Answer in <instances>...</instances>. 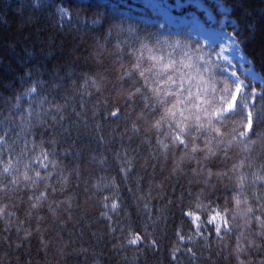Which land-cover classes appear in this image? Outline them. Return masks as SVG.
<instances>
[{
    "label": "trees",
    "instance_id": "1",
    "mask_svg": "<svg viewBox=\"0 0 264 264\" xmlns=\"http://www.w3.org/2000/svg\"><path fill=\"white\" fill-rule=\"evenodd\" d=\"M123 1L0 0V264H264V0H223L263 79L232 110Z\"/></svg>",
    "mask_w": 264,
    "mask_h": 264
},
{
    "label": "rangeland",
    "instance_id": "2",
    "mask_svg": "<svg viewBox=\"0 0 264 264\" xmlns=\"http://www.w3.org/2000/svg\"><path fill=\"white\" fill-rule=\"evenodd\" d=\"M122 9L127 15L135 16L147 23L157 24L167 31H185L216 50V58L224 65L225 72L235 82V94L228 109L235 107L237 96L255 83L263 85V79L245 56L228 27L233 25L224 5V12L217 13L215 19H208L198 11L199 6L212 8V0H130L123 1ZM256 94V92H255ZM198 224L200 218L191 216ZM212 222L224 227V219L214 214Z\"/></svg>",
    "mask_w": 264,
    "mask_h": 264
},
{
    "label": "snow or ice",
    "instance_id": "3",
    "mask_svg": "<svg viewBox=\"0 0 264 264\" xmlns=\"http://www.w3.org/2000/svg\"><path fill=\"white\" fill-rule=\"evenodd\" d=\"M216 5L215 11L212 8L204 7L203 5L199 6L198 11L203 13L208 19H215L217 13H223V0H212Z\"/></svg>",
    "mask_w": 264,
    "mask_h": 264
},
{
    "label": "water",
    "instance_id": "4",
    "mask_svg": "<svg viewBox=\"0 0 264 264\" xmlns=\"http://www.w3.org/2000/svg\"><path fill=\"white\" fill-rule=\"evenodd\" d=\"M250 63V62H249Z\"/></svg>",
    "mask_w": 264,
    "mask_h": 264
}]
</instances>
